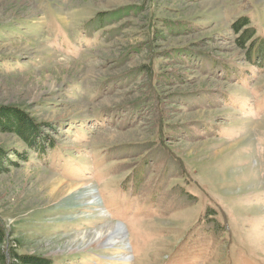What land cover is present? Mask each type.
I'll use <instances>...</instances> for the list:
<instances>
[{
  "label": "rangeland",
  "instance_id": "rangeland-1",
  "mask_svg": "<svg viewBox=\"0 0 264 264\" xmlns=\"http://www.w3.org/2000/svg\"><path fill=\"white\" fill-rule=\"evenodd\" d=\"M251 43L264 0H0V108L54 145L39 156L0 128L1 248L49 264H264ZM111 224L124 237L95 242Z\"/></svg>",
  "mask_w": 264,
  "mask_h": 264
},
{
  "label": "trees",
  "instance_id": "trees-1",
  "mask_svg": "<svg viewBox=\"0 0 264 264\" xmlns=\"http://www.w3.org/2000/svg\"><path fill=\"white\" fill-rule=\"evenodd\" d=\"M245 20V19H244ZM249 21H245L243 26L248 25ZM250 34H254L253 30H247ZM246 34L245 38L248 40L251 39L253 35ZM250 49L256 53V56H259L258 60H264V44L261 47H256L254 43L250 44ZM188 58L195 62L203 64L205 67L209 66L213 69L222 70L224 63L211 59L208 55L203 53H197L196 55L189 53ZM208 56V57H207ZM199 59V61H196ZM254 61V60H253ZM191 63V62H190ZM229 69V68H228ZM226 70V69H225ZM227 76H229V71H227ZM194 99V97H190ZM0 128L4 132L16 133L18 134L28 145L30 149L38 151L39 156H42L40 152H44L46 148L53 149L54 145L52 140L40 133V128L33 122L32 119L27 117L24 112L16 108H0ZM41 148V149H40ZM4 152L0 153V159L4 156ZM41 159L43 157H40ZM26 160H28L26 158ZM1 163V162H0ZM176 168L179 169L177 165ZM182 168V167H181ZM137 180V179H136ZM136 182V181H135ZM207 226V224H205ZM207 228V227H204ZM6 230L3 225L0 224V264H49L50 262L41 259L37 256H29L27 254H19L16 251V245H13L8 251H4L1 246L6 242Z\"/></svg>",
  "mask_w": 264,
  "mask_h": 264
},
{
  "label": "bare ground",
  "instance_id": "bare-ground-1",
  "mask_svg": "<svg viewBox=\"0 0 264 264\" xmlns=\"http://www.w3.org/2000/svg\"><path fill=\"white\" fill-rule=\"evenodd\" d=\"M69 186H72V185H69ZM77 186H75V188H77ZM97 235L98 236L95 242L96 241L101 242V241H107V240H114L115 238L122 239L124 237V232L120 224H111L110 227L108 228L106 226L105 227L103 226L102 228H100L99 232H97Z\"/></svg>",
  "mask_w": 264,
  "mask_h": 264
}]
</instances>
